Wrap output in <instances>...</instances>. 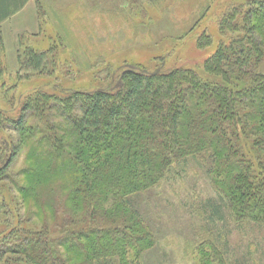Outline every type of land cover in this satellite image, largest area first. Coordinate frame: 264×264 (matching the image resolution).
Here are the masks:
<instances>
[{"label":"trees","instance_id":"obj_1","mask_svg":"<svg viewBox=\"0 0 264 264\" xmlns=\"http://www.w3.org/2000/svg\"><path fill=\"white\" fill-rule=\"evenodd\" d=\"M27 1L0 0V21ZM236 4L218 18L219 35L197 37L200 49L218 39L200 71L127 63L105 86L36 87L17 109L16 84L0 89V126L16 133L0 144V259L144 264L156 236L140 196L193 157L218 195L202 203L219 235L199 243L197 259L232 264L221 227L264 226V0ZM23 43L18 79L54 72L56 44ZM244 252L236 262L251 264Z\"/></svg>","mask_w":264,"mask_h":264},{"label":"rangeland","instance_id":"obj_2","mask_svg":"<svg viewBox=\"0 0 264 264\" xmlns=\"http://www.w3.org/2000/svg\"><path fill=\"white\" fill-rule=\"evenodd\" d=\"M29 1L0 21V89L16 84L12 91L16 109L20 99L36 87L53 91L105 86L127 63L150 68L185 65L200 71L204 60L216 50L218 39L200 49L197 37L205 29L217 34V20L223 11L234 3L245 5L248 0ZM21 39L35 49L56 44L53 73L18 79ZM108 65L112 67L109 72ZM2 99L0 96V105H5ZM10 137L15 138L16 133L0 126V144ZM24 165L22 153L13 167L19 170ZM175 165L167 179L140 196L138 209L156 236L144 264H200L199 243L219 235L212 230L202 203L218 198L207 166L193 157ZM228 223L230 229L220 227L229 244H219L230 262L238 264L248 249L251 257L245 260L264 264V226L253 228L252 223L240 228L233 220ZM0 264L26 263L12 257L0 259Z\"/></svg>","mask_w":264,"mask_h":264},{"label":"crops","instance_id":"obj_3","mask_svg":"<svg viewBox=\"0 0 264 264\" xmlns=\"http://www.w3.org/2000/svg\"><path fill=\"white\" fill-rule=\"evenodd\" d=\"M30 1H31V0H30ZM30 1H29V2H30Z\"/></svg>","mask_w":264,"mask_h":264}]
</instances>
